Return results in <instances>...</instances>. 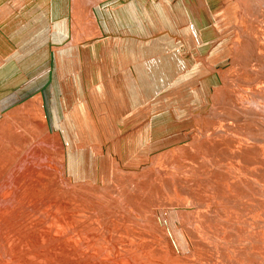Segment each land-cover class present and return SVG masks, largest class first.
Wrapping results in <instances>:
<instances>
[{"label": "bare ground", "instance_id": "1", "mask_svg": "<svg viewBox=\"0 0 264 264\" xmlns=\"http://www.w3.org/2000/svg\"><path fill=\"white\" fill-rule=\"evenodd\" d=\"M24 1L7 0V7L0 5V19L4 21L0 30V264H179L191 256L206 259L209 264H216L213 258L220 259V264H264V212H253L249 208L251 202L245 204L241 199L240 205L232 199L238 196H234L236 193L254 198L256 186L251 184L258 177L264 178L260 171L249 183L254 168L250 173L246 165L250 169L255 162L247 160L246 165L239 167L244 169L241 177L229 176L230 181L219 179L222 174L217 167L207 169L202 181L188 184L193 181L188 179L185 189L197 197L194 204L154 206L149 190L157 172H168L167 166L160 165V153L171 145L186 143L192 136V130L183 129L190 117L200 114L186 106L190 102L199 105V112L205 115L201 119L212 124L207 138H228V144L242 149L237 158L248 159L247 155L255 153L263 162L264 72L260 68L264 67V51L258 43L264 46V38L255 42L252 35L231 23L234 18L230 22L234 25L229 28L240 30L249 41L243 58L251 63V73L243 70L241 86L246 88L224 94L227 101L223 104L211 99L212 118L206 114V104L201 107L200 103L206 100H202L200 89L170 91L199 70V62L191 56L194 49L203 53L221 46L222 41L216 39L222 27L218 28L219 18L214 15L220 0H198V8L195 0L178 1L180 11L188 18L179 39L171 36L172 26L155 0H134L129 5L126 1L127 6L118 10L113 7L124 0ZM257 2L264 4V0ZM80 7L93 17L100 35L97 43L84 46L76 42L75 16ZM112 12L117 13L115 17ZM159 27L166 31L161 33ZM11 64L13 68L23 67L32 79L23 78L25 74H14L12 80L1 79ZM70 69L81 94L75 105L70 99ZM220 77L213 70L199 83L212 88ZM160 99L165 101L162 108L150 106L148 114L142 110L143 104H157ZM129 112L142 120L135 128L125 122L124 115ZM231 126L239 127H235L236 134L229 133ZM169 135L172 140H168ZM93 143L98 148L94 149ZM114 164L122 170L131 168L133 173H118ZM141 165L147 166L140 169ZM180 167L177 166V173L185 174L184 164ZM42 169L51 174L47 176ZM102 173L113 178V188L107 186L109 177L102 180ZM176 175L173 171L168 173L169 190ZM218 196L231 202L220 201L219 205ZM230 207L240 208L245 214L242 210L233 213ZM211 211L229 219L241 218L236 230L232 226L237 236L214 234L211 240L201 236L199 230ZM107 213L127 224L126 232L133 235L140 230L161 233L165 254L155 257L141 246L129 245L131 240L113 237L102 224ZM191 213L190 224L185 223L186 218L184 226L179 223L182 215ZM225 225L223 220L217 222L221 232L231 229Z\"/></svg>", "mask_w": 264, "mask_h": 264}, {"label": "rangeland", "instance_id": "2", "mask_svg": "<svg viewBox=\"0 0 264 264\" xmlns=\"http://www.w3.org/2000/svg\"><path fill=\"white\" fill-rule=\"evenodd\" d=\"M28 1H32V0H26L24 2H28ZM112 1H117V0H111L110 2H112ZM126 1H127L128 5L134 2V0H124L123 1L124 3L122 1H119L116 4V5H118L117 7H115L113 5L114 6L113 10L123 9L124 7H126L127 6ZM128 1H130V3ZM147 1H149V0H147ZM178 1H180V0H155V2H158V3L160 2L159 4L163 8V11H164L165 17H166V21H168L169 24L172 26L171 36L174 37L175 39H179L182 36L181 30H182L183 27H186L187 22H188V20L186 21V19H188L186 13L182 12L183 10L180 11V8H181L180 5L176 4ZM182 1H186V0H182ZM220 1L221 2L219 4V6L216 8L214 15H215V17L219 18V19H217V20H219L218 23H217L218 28L221 29V27H222V30H219L218 31L219 33H217V35L220 34V36H218V38L216 39V40L219 39V41H222L221 46L219 48H217V49L210 48L211 50L209 49V50H207V51H205L203 53H199V52H197L194 49V52L191 54V56H192L193 59L195 58L194 59L195 61L199 62V70L193 76H191V78L189 80H187L183 85L178 86V87H174V88L171 89L172 91H170V92H175V90L178 91L180 88H183L186 91H188V90L189 91H192V90L199 91V89H200V93H202L201 94L202 100H206V102L202 101V103H200L201 107H203L206 104V108H207L206 114L210 115L212 118H214V115L210 114V109L212 107L211 99H212V101H215L214 102L215 104H218V105L223 104L224 102L227 101L226 98H224V96L226 97V95H224V94L231 93L232 91L241 92V90L239 88H246V85L241 86V84H243L242 80H244L242 78V75L244 74V71L248 69L249 72L251 73V68H250L251 63L249 64V62H247L243 58L246 50H248V46L250 45L249 41L244 39V37H242L240 30H238L236 28H235V30H233L231 27L229 28V25L233 26L234 24H236V25L240 26L243 29V32H246L247 34L252 35L254 37V41L255 42H257L259 40L262 41L263 38H264L263 37L264 36V15H262L264 13V8H262V7H264V4L263 5L259 4L257 2L258 0H220ZM124 4H126V6ZM138 4H141V1H139ZM194 4H195L194 6L198 8V0H195ZM0 5H3V6L7 7L8 6L7 0H5V1L4 0H0ZM256 5H258L259 7L257 8ZM251 7H253V8L251 9ZM254 7L257 8V9H254ZM18 8L19 7H16V11H18ZM106 8H108V7H106ZM220 10H222V12ZM29 11H30V9H29ZM116 14H115V12L111 13V15H113V16L114 15L116 16ZM231 14H232V16H231ZM223 15H224V17H222ZM182 16H183V20H182ZM75 18H76V24H75V26H76V33H75L76 42L79 43V44H82L84 46H86L87 44H90V43H97L99 41L100 35L98 34L99 31H98L97 27H95V24L93 23V17L90 15V13H88L87 11L82 9V7H80L79 11H78V14L75 16ZM220 18H221V20H220ZM233 18L236 21L234 20L233 22H231ZM230 22L234 23V24H231ZM3 23H4V21L2 19H0V30L1 31L4 28L3 27ZM253 23H254V25H253ZM223 26H225V27L223 28ZM258 26L260 28H258ZM72 27H73V24H70V28H72ZM45 28L49 29L50 27L46 26ZM227 29H229V30L231 29V31H228ZM258 29H260V30H258ZM158 31H160L162 33V32H164L166 30L163 27H159ZM258 31H260V32H258ZM164 35L165 34H163V36ZM107 36L108 35H106V37ZM71 40H72V37H71ZM96 40H97V42H96ZM91 41H93V42H91ZM258 46L260 47V49L263 47V49H261V50L264 51V46L260 45V43H258ZM210 53H212V54L210 55ZM199 54H201V55H199ZM222 55H224V56H222ZM204 56H206V57H204ZM92 60H94V59H92ZM208 60H210V61H208ZM96 62L97 61L95 59L94 63H96ZM12 64L9 67L10 69H7V70H5L2 73L1 79H3V80H12L14 78L13 77L14 74H16V75L17 74H25V75H23V78H25L27 80L32 79V77L30 75H28L23 70V67H15V68H13ZM216 64H218V65H216ZM72 69H70V72L68 73V83H69V85L71 87V93H70V99L72 101L71 103L75 105V104L78 103L77 100H79L81 98V94L75 88V84H74L75 78L73 77L74 71ZM213 70L218 71L219 75L221 76L218 84L216 86L209 85L210 87L212 86V88L208 87L209 89L207 87H204V86L202 87L199 82L201 81V79L206 78V75H208V73H212ZM260 71L264 72V67H261ZM189 86H191V87H189ZM197 86H198V88H197ZM187 87H189V88H187ZM253 87H256V85H253ZM214 88H215V92L213 91ZM221 93H222V96L220 95ZM165 94H167V93H165ZM215 97H216V100H214ZM74 99H75V101H74ZM149 103L150 102H147V103H145L146 106L143 104L142 107H141L142 110L143 109L145 110L146 114H148L147 111L151 110L152 106H154L155 108H162L165 105V101L163 99H160L157 104L150 103L151 104L150 105ZM62 104H63V107H64L63 109L65 110L64 101L62 102ZM150 106H151V108H150ZM186 106H188V108L190 106V108H191L193 113L200 114V115H196V116L194 115L195 117L194 116L190 117V121H188V123L184 127L183 132H185V131L187 132V131L192 130L191 131L192 132V136L189 137V140L186 143H184V144L183 143H177L175 145H171L167 149H165L164 151H162L160 153L161 154L160 155L161 156L160 157L161 158L160 159L161 160L160 165L161 166H167L168 167V172L167 173L157 172V178L154 179L153 182H151L152 186L149 188V190L152 192L151 196L153 198L154 206H162V205H165V204H172V205L180 206V205H190V204L196 203L197 197L195 195H193L192 193H190L189 191H186V189H185V185H187V182H188L187 180L188 179H192L193 180L191 182H188V184H193L196 181L204 180L205 177H207V176H204L203 174L206 175L207 174L206 172L208 171L207 169L212 168V167H217V168L220 169L219 173L222 174V176L219 174L221 176V178H219L220 176L218 175L219 177H217V179L219 178L222 181L224 180V178H225V181H230L229 176L233 177L234 175L235 176L237 175L236 178H239V176L241 177V174L243 173L244 169L242 170L239 167L243 166L245 163H248V161L252 162V163L255 162L254 164L257 165V166L256 165L253 166L251 164V168L249 169V164H247V165L245 164L248 167L247 170H249L250 173H251V171L254 168V170L252 171V172H254V174L251 173L252 177L250 176L251 177V179L249 178L250 182L248 181L250 184H251V182H253V180L255 178H257L256 176L260 175L258 172L261 171V173H264V168H263L264 166L262 164V163H264V160L261 163L260 159L258 158V156L255 155V153H253L252 156H251V154L249 155L251 157H253V155H255L253 157L254 160L252 158H250L248 155H247L248 159L246 157L243 158V159L237 158L236 154L239 153L242 149L237 147V145L228 144L227 143L228 138L216 137V136H212V137L210 136L211 138H207L206 136L208 135V131L209 132L211 131L212 124L209 123L206 119L205 120L201 119V117L204 118L205 115H202L199 112V109H200L199 105H196V104H193L192 102H190V103H186ZM125 115H124L125 122H130L129 124H130L131 128H135L142 121L141 119L136 118V117H138V115L135 114V113L133 114L132 112L131 113L129 112V114L127 113V116H125ZM219 117L221 118V116H219ZM193 118H195V119H193ZM134 119H135V121H134ZM194 120L195 121L198 120V122L196 121L197 122L196 123ZM201 121H202V123H201ZM200 123H201V128H200ZM236 125H238V124H236ZM202 127H204V128H202ZM235 127L237 129L239 128L237 126H231V127H229V131L230 132L229 131L228 132L236 134V131H235L236 128ZM200 131H201V133H200ZM167 138H168V140H170L172 138V136L169 135V137L167 136ZM197 140H200V141L198 143L194 144V142H196ZM190 144H192V145H190ZM202 144H203V146H202ZM197 145H199V146H197ZM92 146L95 147L94 149L98 148L96 143H93ZM193 146H194V148H192ZM197 148L200 149L201 153H199V154L197 153V151H199V150H197ZM249 148H251V147H249ZM59 149L62 150L63 148L59 147ZM189 149H190V151H195V150H197V151H195L194 153H191L189 151ZM251 149H254V148H251ZM202 150L203 151L205 150V151L203 152ZM206 150L208 152L211 151V152H209V154L212 153L211 154L212 155L211 159L213 161H212L211 164L209 162L210 161L209 160L210 156H208L209 154L207 153ZM194 154L197 157H199L198 161L195 159L197 157ZM207 156H208V158H207ZM244 159H246V161ZM205 161H207V163ZM204 163H206L204 165V170L201 168V172H199L200 171V167H202V165ZM182 164H184V167H183L184 170L187 169L185 171V174L177 173V169H176L177 166L180 167ZM260 164H262V165H260ZM147 165H149V164H147ZM147 165H141L140 169L143 168L144 166H147ZM227 166H229V167H227ZM261 166H262V168H260ZM113 167H114V170H116L118 173H121L123 175L125 173H127V174L133 173L131 168L125 167L122 170V168L120 166L118 167L116 164H114ZM120 168H121V170L123 172L122 171L119 172ZM223 168L224 169L226 168V170H224ZM256 168L257 169L260 168L259 171H257ZM127 169L129 171H127ZM42 171L47 176H49L51 174V172L48 171V170L42 169ZM171 171L176 172V174H177L176 176L177 177H176V180H174V179L171 180V182H172L171 186L172 187L169 190L167 188V186H166V183H167V180H168L167 179L168 173L171 172ZM188 171H190V172L188 173ZM231 171H233V172H231ZM224 172L227 173V174H225ZM255 173L258 174V175H256ZM231 174H232V176H231ZM101 175L103 177L102 178L103 181L105 180L106 177H109V176H107V174H104V173H102ZM253 176L255 178H253ZM222 177H223V179H222ZM112 179L113 178L110 176L109 177L110 183H108V185H107V186H109V188H113L114 183H111ZM255 180H254V182L256 184L255 183H254L255 185L251 184L252 187H254V188L256 186L255 191L253 192V197L254 198L249 197V196H247L245 194H242V193H236V195H234V196L235 197L237 195L238 196L236 198L232 197V199L234 201L237 200L236 202H238L240 205L242 204L241 199H242V201L245 202V204H246L247 201L251 202L252 203V207H249V208L252 209L253 212L256 211V213L259 212L258 214H260V213L264 212L263 211L264 210V184H263L264 183V178L258 177ZM257 180H258V182H257ZM260 181H262V183ZM110 184H112V185H110ZM222 186H224V184H222ZM240 186H241V184H240ZM258 186H259V189H258ZM219 187L221 188V186H219ZM207 188L209 190H212L214 187H207ZM240 194L243 195V196H241ZM244 196H245V198H244ZM94 198H97V197L93 196V199ZM167 198H168V200H167ZM221 198H223V197L222 196L221 197L218 196L216 198V200H217L216 202L219 205L222 202H223V204L224 203H228L229 204L231 202L230 200L228 201V199H226V198H223V199H221ZM246 198H247V200H246ZM255 198H258V199H255ZM202 200H204V199H202ZM202 200H199V202L202 203ZM220 201H222V202H220ZM244 202H243V205H244ZM255 203H256V205H255ZM243 205H242V207H243ZM254 206H257V207L254 208ZM246 207H248V206H246ZM233 208H234V210H233ZM233 208L231 209V207H230V210L233 211V213H234V211L242 210V209L237 208V207H233ZM249 208H246V209L249 210ZM256 209H258V210H256ZM249 211H251V210H249ZM240 212L245 214L244 210H242ZM192 213H191V216L190 215H185V216L182 215V217L178 219L179 223H181L183 226H184L185 223L186 224H188V223L190 224V218L193 217ZM138 214H139V219L141 220V214L140 213H138ZM207 215L208 216H206L205 219H204L205 220V224H203L201 226L200 230H199V234L201 236L207 237L209 240H211L212 236H215V235H217V236L219 235L220 236L221 233L227 234L230 237H234V235H236L235 231L232 229V226L235 225V227H233V228L236 230V226L238 225L237 223H239L238 219L240 221L241 218L237 217V219H235V218L232 217L231 219H229L230 217H227V216L224 217V215L223 216H219L218 212H216V214L214 215V213L212 211L209 214H207ZM185 218H186V221H185ZM219 218H220L221 221L223 220L224 224H226L225 228H227L226 226H229V227H231V229L230 230L227 229V230H224V232L223 231L221 232V230H219V228H217V222L221 223ZM117 219L118 218L115 215H113V213H107V215L105 214V217H104L103 222H102V224L106 226L107 230L110 229L109 231L112 232V236L113 237H117L118 238L120 236V237L126 238L128 240H131L129 245H131V246L132 245L141 246L148 253L154 254L155 257H162L165 254L166 251H165V247L163 246L164 242H163V237H162L161 233H160L161 234L160 235L158 231L145 232V231L140 230L137 235H133L132 233H130V231L126 232V230H128V228H129V226L127 224L123 223L120 219H118V220ZM224 219H226L228 221H226ZM183 220L185 221V223H184ZM232 220H233V222H232ZM234 220L236 222H234ZM176 221L177 220L175 219V222ZM118 228H120V230ZM214 228H216V229H214ZM157 233H158V236H157ZM236 236H235V238H237ZM155 238H158V239H155ZM154 245H155V247H154ZM207 249H209V248L207 247ZM18 257L20 259L22 258L19 255H17L16 258H18ZM192 259H193L194 262L192 261ZM198 261H199V263H198ZM212 262L216 263V264L217 263L218 264L221 263L220 259H218V258L217 259L213 258ZM209 263H210V261H206V259H202V258L199 259V258H197L195 256H193V257L191 256V258H188V259L186 258V260H184L183 262L179 261V264H209Z\"/></svg>", "mask_w": 264, "mask_h": 264}]
</instances>
